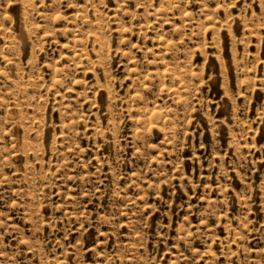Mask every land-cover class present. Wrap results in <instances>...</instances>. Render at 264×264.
<instances>
[{
	"label": "rangeland",
	"instance_id": "1",
	"mask_svg": "<svg viewBox=\"0 0 264 264\" xmlns=\"http://www.w3.org/2000/svg\"><path fill=\"white\" fill-rule=\"evenodd\" d=\"M0 264H264V0H0Z\"/></svg>",
	"mask_w": 264,
	"mask_h": 264
}]
</instances>
